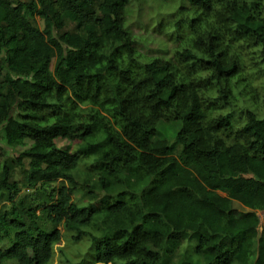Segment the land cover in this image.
<instances>
[{"label": "trees", "instance_id": "16d2710c", "mask_svg": "<svg viewBox=\"0 0 264 264\" xmlns=\"http://www.w3.org/2000/svg\"><path fill=\"white\" fill-rule=\"evenodd\" d=\"M133 1L0 0V264H264V0H180L168 58Z\"/></svg>", "mask_w": 264, "mask_h": 264}, {"label": "rangeland", "instance_id": "374dc122", "mask_svg": "<svg viewBox=\"0 0 264 264\" xmlns=\"http://www.w3.org/2000/svg\"><path fill=\"white\" fill-rule=\"evenodd\" d=\"M180 2V0H139L133 1L129 4L126 11V22L135 36L139 51L143 55L161 58H168V56L172 55L178 44L175 39V31L172 27L168 26V24H170L173 20L171 13L177 9ZM162 20L166 23L163 28L159 27V22ZM181 124L182 123L180 121L160 122L158 124L157 129L159 130L156 138L164 137L170 144H172L176 140V133L181 128ZM57 144L60 147L66 148L70 143L68 140L60 138L57 140ZM0 146L5 151L10 153V155H13L14 152H18L20 150L18 149V151H13L9 148L3 139L2 132H0ZM181 148V145H177L174 152L176 156L179 154V150ZM16 178L21 179V174L18 173ZM236 207L239 210L244 209L237 203ZM186 244H188V242L184 245ZM1 246L5 247L6 242L1 244ZM88 246L89 242L85 240L78 244H74L69 236H65L63 241L59 245L55 246V254L52 264H63V260L64 264H66L65 259L60 258V249H63V254H66L67 257L74 261L81 258L84 260V264H94L95 249H92L91 252L87 251ZM194 246L195 243L192 242L191 250H189L186 255L183 254L182 260H185L186 262L197 261V256L193 252ZM181 256L182 252H177L172 259V264H175ZM5 264L14 263L6 262Z\"/></svg>", "mask_w": 264, "mask_h": 264}]
</instances>
